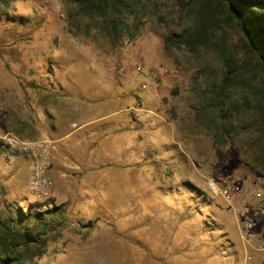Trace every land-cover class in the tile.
<instances>
[{
	"label": "rangeland",
	"instance_id": "1",
	"mask_svg": "<svg viewBox=\"0 0 264 264\" xmlns=\"http://www.w3.org/2000/svg\"><path fill=\"white\" fill-rule=\"evenodd\" d=\"M135 1L121 18L128 34L71 0L0 10V133L53 146L41 198L28 189L26 158L0 160L19 166L1 178L0 221L31 233L27 264H264V184L243 204L251 242L206 187L235 173L264 180V141L249 126L257 113L242 87L227 89L237 132L216 146L206 89L218 83V58L166 49L188 26L176 0Z\"/></svg>",
	"mask_w": 264,
	"mask_h": 264
},
{
	"label": "trees",
	"instance_id": "2",
	"mask_svg": "<svg viewBox=\"0 0 264 264\" xmlns=\"http://www.w3.org/2000/svg\"><path fill=\"white\" fill-rule=\"evenodd\" d=\"M7 1L0 0V10L7 6ZM71 2L82 14L107 19L105 26L110 32L122 29L127 34L131 26L121 18L134 14L139 4L135 1L133 6V0ZM176 4L187 11L188 26L181 33H172V38L165 39L166 49L183 48L194 54L199 48H206L220 62L216 87L206 89L211 93L208 100L215 114L213 143L224 145L236 135L224 109V92L232 87H242L246 91L243 101L257 113V120L249 126L257 128V133L262 135L258 141H264V0H176ZM230 35L234 38L232 47L228 42ZM236 104L239 103H233L232 107ZM20 217L19 214L21 220ZM6 223L0 221V264H27L24 252L32 239L31 233Z\"/></svg>",
	"mask_w": 264,
	"mask_h": 264
},
{
	"label": "built area",
	"instance_id": "3",
	"mask_svg": "<svg viewBox=\"0 0 264 264\" xmlns=\"http://www.w3.org/2000/svg\"><path fill=\"white\" fill-rule=\"evenodd\" d=\"M139 71L140 68L138 67L136 72ZM52 149L53 146L49 141L29 142L9 133H0V160L6 162L14 157L26 158L30 167L27 178L28 189L34 196L39 198L47 196L52 186L51 181L46 176L49 153ZM263 184L264 180L259 177H243L238 173L220 180L213 177L206 180L208 191L220 196L236 215L243 219L240 236L248 242H251L253 238L252 230L255 223L252 218L246 219V209L243 204L261 198ZM260 247L264 250V236L261 237Z\"/></svg>",
	"mask_w": 264,
	"mask_h": 264
},
{
	"label": "crops",
	"instance_id": "4",
	"mask_svg": "<svg viewBox=\"0 0 264 264\" xmlns=\"http://www.w3.org/2000/svg\"><path fill=\"white\" fill-rule=\"evenodd\" d=\"M87 123H82V124H78L79 126L77 127V128H75V130L74 131H76L79 127H84L85 125H86ZM71 125L72 126H76V122H73V123H71ZM17 158V157H16ZM24 161V160H23ZM28 161V160H27ZM24 162H26V161H24ZM16 164L17 165V162H15V161H11L9 164H8V167L5 165V164H2L1 162H0V175H1V177H0V189L2 190V187H3V184H2V179L1 178H4V177H7L8 175H9V173H11V171H12V167H11V165L12 164ZM14 164V165H15ZM15 171H19V166L17 165V167H14L13 168Z\"/></svg>",
	"mask_w": 264,
	"mask_h": 264
}]
</instances>
